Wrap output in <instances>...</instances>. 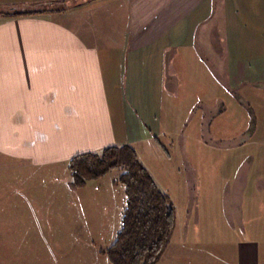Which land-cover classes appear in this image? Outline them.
<instances>
[{"label":"crops","instance_id":"0c3cea01","mask_svg":"<svg viewBox=\"0 0 264 264\" xmlns=\"http://www.w3.org/2000/svg\"><path fill=\"white\" fill-rule=\"evenodd\" d=\"M192 122L235 162L204 197L222 208L175 215L157 264H218L221 231L224 264H264V0H0V264H112L97 243L117 181L75 189L71 160L129 145L155 180L148 146Z\"/></svg>","mask_w":264,"mask_h":264},{"label":"rangeland","instance_id":"374dc122","mask_svg":"<svg viewBox=\"0 0 264 264\" xmlns=\"http://www.w3.org/2000/svg\"><path fill=\"white\" fill-rule=\"evenodd\" d=\"M186 126L188 128L189 125ZM210 134L213 136L212 138L201 137L197 132V126L192 122L184 137L159 138L163 142L167 154L165 152L162 154L161 149L155 147V145L148 146V149H151V152H147L149 157H152L151 153L154 156L150 169L154 173L158 187L172 199L175 207L176 223H184L189 213L190 215L193 213L194 215H192L195 217L200 216L202 218L204 212L217 211L222 208L218 201H212L204 197L216 194L221 190L223 180L228 177L225 172H229V167L235 162V156L233 158V153L224 151L219 146L220 143L216 140H223L224 138H221L217 131L215 135V131L212 128ZM229 137L231 136H226L225 139H229ZM258 139L254 140V144L257 145ZM168 156L170 158H167ZM119 175V170L109 172L104 179L98 181V189H105L103 187H106L109 182L118 181ZM111 193L112 195L109 196L107 201L109 203V214L106 223L108 222L109 227L99 231V241L97 243L100 247L99 251L101 248L110 246L115 241L117 232L121 228L124 206L126 205L124 188L121 184H118ZM107 203H103L100 208L105 209ZM67 209L68 226H75L77 220H83V214L78 210L75 199L67 202ZM181 231L180 227L174 231L173 239L171 237L172 242L181 240ZM213 234L208 235L212 237V240H215L217 236ZM220 235L224 240V252L227 255H223L222 250H220L221 246L219 249L215 247L210 249V255L213 254L211 255L212 261L214 263L218 262V264L225 263L229 259L230 254H228V251H231V247L234 246H232L233 240L225 232L221 231ZM196 236H199L196 239L199 240L202 237V233H196ZM171 239L168 246H170ZM174 244L171 243L169 253L175 250ZM105 258L107 260V257Z\"/></svg>","mask_w":264,"mask_h":264},{"label":"trees","instance_id":"16d2710c","mask_svg":"<svg viewBox=\"0 0 264 264\" xmlns=\"http://www.w3.org/2000/svg\"><path fill=\"white\" fill-rule=\"evenodd\" d=\"M6 16H30L42 12H2ZM72 187L119 170L118 184L124 188L126 206L115 242L103 250L112 264H157L170 242L175 226V207L149 171L136 150L124 145L108 147L100 153L81 154L70 162Z\"/></svg>","mask_w":264,"mask_h":264}]
</instances>
